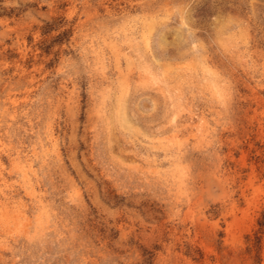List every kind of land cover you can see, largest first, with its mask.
<instances>
[{
	"label": "rangeland",
	"instance_id": "rangeland-1",
	"mask_svg": "<svg viewBox=\"0 0 264 264\" xmlns=\"http://www.w3.org/2000/svg\"><path fill=\"white\" fill-rule=\"evenodd\" d=\"M0 264H264V0H0Z\"/></svg>",
	"mask_w": 264,
	"mask_h": 264
}]
</instances>
